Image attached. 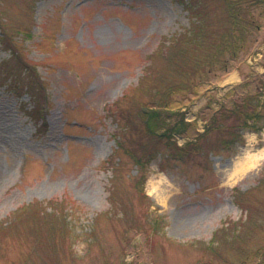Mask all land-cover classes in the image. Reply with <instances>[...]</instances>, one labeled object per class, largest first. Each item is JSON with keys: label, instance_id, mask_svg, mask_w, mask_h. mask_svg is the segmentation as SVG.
<instances>
[{"label": "rangeland", "instance_id": "374dc122", "mask_svg": "<svg viewBox=\"0 0 264 264\" xmlns=\"http://www.w3.org/2000/svg\"><path fill=\"white\" fill-rule=\"evenodd\" d=\"M186 1L0 0L7 37L44 83L34 94L0 84V264H264V155L234 171L264 145V129L231 147L215 131L196 139L221 103L264 79V0L249 9L256 25L227 68L213 65L195 92L173 94L191 122L175 138L197 144L177 160L142 111L154 103L151 57L193 19ZM196 1L221 30L222 0ZM9 55L0 42V61ZM140 144L156 154L143 167L132 154ZM63 197L64 235L40 237L15 216ZM240 204L254 209L251 221L241 223Z\"/></svg>", "mask_w": 264, "mask_h": 264}, {"label": "trees", "instance_id": "16d2710c", "mask_svg": "<svg viewBox=\"0 0 264 264\" xmlns=\"http://www.w3.org/2000/svg\"><path fill=\"white\" fill-rule=\"evenodd\" d=\"M261 1L263 0H222L224 24L221 30L216 31L210 27L208 14L204 12L202 3L187 0L184 4L193 17L190 25L168 41L163 40L160 48L154 52L155 57H151L148 74L151 75L154 84L152 87L154 103L144 108L142 111L144 116H142L151 136L156 139L155 141L163 143L174 159L184 160L189 157L191 150L197 144L192 145L191 140H186L179 145L175 138L176 135L184 133L191 122L186 120L185 110L173 106L176 102L175 99L172 100L173 94L195 92L198 83L196 78L203 77L202 74L211 70L213 65L217 64L221 69L227 68V55L236 57L247 34L249 35L247 28L256 25L249 9ZM7 35L8 31L0 21V42L10 49L8 58L0 61V84H5L6 88L15 93L22 91L34 94V89L42 88L43 80L35 67L27 63L15 43L11 41V37ZM156 59L165 62V69L153 66ZM10 60L15 62L9 66ZM260 80L261 84L254 92H244L229 105L221 103L204 123L203 130L197 133L196 139L198 141L206 139L215 131L224 135L220 145L231 147L235 143L244 142L242 137L244 131L260 132L264 128V79ZM119 124L127 126L129 123L125 120ZM150 147L140 144L138 145L139 153L132 152L137 165L143 167L155 158V149ZM262 179L264 180V177ZM67 201L66 197L59 201L49 200L47 205L51 207L50 210L47 205L40 202L31 204L19 210L15 216L23 214L24 220L30 224L38 236L43 237L45 234L46 237L48 235V239H52L56 227L63 235L69 228V221L61 213V208L66 206ZM239 206L246 212L244 220L241 219L242 224L245 220L248 222L255 217L252 207L246 204ZM158 223L153 222L156 231L160 230ZM228 225L223 224L214 231L213 241L222 237L218 234L219 230L222 229L225 233Z\"/></svg>", "mask_w": 264, "mask_h": 264}, {"label": "bare ground", "instance_id": "6f19581e", "mask_svg": "<svg viewBox=\"0 0 264 264\" xmlns=\"http://www.w3.org/2000/svg\"><path fill=\"white\" fill-rule=\"evenodd\" d=\"M264 155V145L258 149V151L250 152L246 151L236 164L234 171L243 170L253 166Z\"/></svg>", "mask_w": 264, "mask_h": 264}]
</instances>
